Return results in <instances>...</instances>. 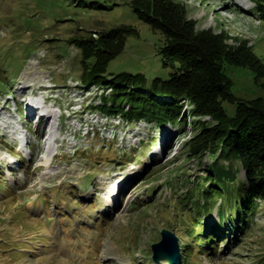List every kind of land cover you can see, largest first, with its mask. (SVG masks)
<instances>
[{"label":"rangeland","instance_id":"374dc122","mask_svg":"<svg viewBox=\"0 0 264 264\" xmlns=\"http://www.w3.org/2000/svg\"><path fill=\"white\" fill-rule=\"evenodd\" d=\"M134 1L0 0V63L11 92H0V264H169L153 260L164 230L176 236L183 263L188 238L174 225L175 206L192 188L189 181L205 177L214 163L207 156L202 165L189 146L197 135L192 122L211 118L184 106L185 127L160 129L93 109L102 96H112L121 74L167 81L175 73L163 65L165 37L142 20ZM174 1L197 32L222 35L234 48L246 44L264 69V15L251 12L254 0H246L250 10L237 11L235 0ZM124 27L138 35L129 36L110 64L107 86L87 89L80 82L83 57L72 43ZM37 73L35 83L44 90L37 101L54 112L51 121L27 108L34 83L28 82ZM226 73L239 100L264 99L253 72L226 66ZM224 107L235 116L236 104ZM207 220L218 222L217 208ZM251 229L246 236L227 235L216 255L194 253L190 260L264 264V200Z\"/></svg>","mask_w":264,"mask_h":264},{"label":"trees","instance_id":"16d2710c","mask_svg":"<svg viewBox=\"0 0 264 264\" xmlns=\"http://www.w3.org/2000/svg\"><path fill=\"white\" fill-rule=\"evenodd\" d=\"M254 3L251 12L264 15V0ZM133 6L142 20L165 37L163 65L175 73L167 81L121 74L115 78L118 86L112 87V96H102V104L93 109L105 116L121 117L126 123L146 121L160 129L167 125L185 127L184 106L201 119L211 118L212 123L192 122L197 135L189 146L202 165L207 156L214 163L205 170V177L189 181L192 188L177 198L174 215L175 221L179 220L175 227L188 238L182 245L185 254L181 263L196 264L190 260L194 253L214 256L227 235L249 234L258 202L264 200V99L239 100L226 66L250 70L256 85L263 89L264 82L258 80L264 78V69L246 44L234 48L222 35L197 32L185 7L174 0H135ZM132 35L138 31L124 27L98 39L75 40L72 44L83 57L82 85L87 89L107 86L108 68ZM2 67L0 63V92L11 93L8 72ZM225 103L237 105L235 116L227 113ZM19 112L25 111L19 107ZM237 166L245 172L246 181L238 178ZM215 208L219 220L210 225L207 218Z\"/></svg>","mask_w":264,"mask_h":264},{"label":"water","instance_id":"95a60500","mask_svg":"<svg viewBox=\"0 0 264 264\" xmlns=\"http://www.w3.org/2000/svg\"><path fill=\"white\" fill-rule=\"evenodd\" d=\"M153 260L156 263L167 262L169 264H178L180 260V248L176 236L167 230L162 232L160 243L153 245Z\"/></svg>","mask_w":264,"mask_h":264},{"label":"bare ground","instance_id":"6f19581e","mask_svg":"<svg viewBox=\"0 0 264 264\" xmlns=\"http://www.w3.org/2000/svg\"><path fill=\"white\" fill-rule=\"evenodd\" d=\"M245 9H248V10H250L251 9V6H247ZM39 64V62H38V60H35L34 62H33V67H36L37 65ZM36 76H38V73L37 74H35V77H34V79H32V80H30L29 82H28V84H31V82H35L36 81ZM32 78V77H31ZM22 81V80H21ZM25 88H27V83L25 84H23L22 83V86H21V90H24ZM32 109H34V111H35V107H32ZM51 114H54V112L51 110V112H50ZM118 194V193H117ZM117 197V196H116ZM112 199H113V196H112ZM112 201H115V199H113Z\"/></svg>","mask_w":264,"mask_h":264}]
</instances>
